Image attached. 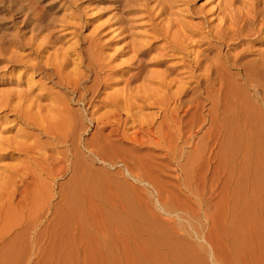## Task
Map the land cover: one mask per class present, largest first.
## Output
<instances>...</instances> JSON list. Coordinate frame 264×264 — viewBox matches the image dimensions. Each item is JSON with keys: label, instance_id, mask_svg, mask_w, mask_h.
<instances>
[{"label": "bare ground", "instance_id": "bare-ground-1", "mask_svg": "<svg viewBox=\"0 0 264 264\" xmlns=\"http://www.w3.org/2000/svg\"><path fill=\"white\" fill-rule=\"evenodd\" d=\"M104 1L30 18L58 41L0 36V70L29 74L0 88V264L29 229L54 264L78 244L104 264H240L258 244L264 264V0Z\"/></svg>", "mask_w": 264, "mask_h": 264}, {"label": "rangeland", "instance_id": "rangeland-1", "mask_svg": "<svg viewBox=\"0 0 264 264\" xmlns=\"http://www.w3.org/2000/svg\"><path fill=\"white\" fill-rule=\"evenodd\" d=\"M204 0H199L198 3H202ZM28 0H0V36L6 35L9 37H17L18 35L23 36L24 39H28L29 37H34L35 40H41L45 37L50 38V40H57L54 34H61L63 32H58L59 25L55 30H50L48 28H44L43 25L46 21H51V16L55 18V24H58V19L62 17L64 10V5H66V0H36L34 3V7H39L41 10H36L34 7L26 8L25 5H28ZM55 4L54 9L49 8V5ZM76 3L81 5L82 11L81 14H84V17L93 16L98 14L99 12L107 11L108 8V1L104 0H76ZM47 12L50 14V19L46 18L43 23H41V28L37 26L38 23L36 20L32 21L30 18L33 15L41 16V19L44 17L43 13ZM110 14H105L102 18L97 19L93 22L92 25L98 24V22L106 21L107 17ZM93 26L84 27L81 30V35H86L89 33L90 29ZM76 38H70V36H66L63 38L64 44L69 45L74 42ZM58 41V40H57ZM59 43V42H58ZM49 45H53L51 42ZM7 49L14 50L12 44L6 45ZM17 53H24L28 51V49H20L15 50ZM3 65V64H2ZM8 65V69L6 71L5 68L0 70V80L1 78L5 79L8 84H2L0 81V88L5 87H15L13 83L16 82H23V80L29 75L28 72H22L18 70L19 68L16 66ZM3 67V66H1ZM117 77V75L115 76ZM36 77L35 79H37ZM57 89V88H56ZM61 91V89H57ZM157 108L148 109V112H155ZM207 124L201 123L199 127H195L191 130V133L194 135L196 140L203 134L206 130ZM189 150L192 148L189 147ZM174 167V166H172ZM169 175V179L172 180L173 177L176 176V172L174 170L166 171ZM65 178H61L59 181H64ZM208 194L205 198H208ZM185 223V221H183ZM208 231V230H207ZM37 234L36 230H30L24 236L26 239V247L23 252L21 258L14 260L11 264H54L52 260L47 258L46 256L42 257L39 255V247L43 249H47L49 247L48 243L44 242L43 238H40L37 242L34 241L33 237ZM228 245L222 244H214L209 247L210 250L224 251L227 250ZM231 249V248H230ZM255 249V252H250L249 250ZM258 251H260V247L256 245H248L241 247L240 249V256H239V263L240 264H251L253 260L258 259ZM113 253L117 255L115 249H113ZM254 255L251 257V255ZM104 256L105 254L102 252L101 246L95 244H78L75 246L74 253L68 259H63L58 261L57 264H104ZM227 254L219 253L217 259L211 256H208L207 262L208 264H231V260L227 258ZM250 258L251 261H250ZM119 264H138L136 262H132L130 259L122 258L118 259ZM229 260V262H228ZM118 262L113 261L112 264H118Z\"/></svg>", "mask_w": 264, "mask_h": 264}]
</instances>
